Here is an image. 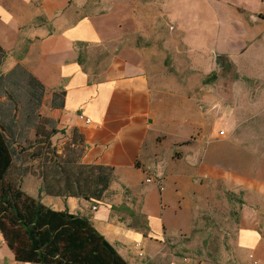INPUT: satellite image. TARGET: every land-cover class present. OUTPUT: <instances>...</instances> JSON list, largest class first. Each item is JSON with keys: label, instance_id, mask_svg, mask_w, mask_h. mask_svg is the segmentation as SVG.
I'll use <instances>...</instances> for the list:
<instances>
[{"label": "crops", "instance_id": "obj_1", "mask_svg": "<svg viewBox=\"0 0 264 264\" xmlns=\"http://www.w3.org/2000/svg\"><path fill=\"white\" fill-rule=\"evenodd\" d=\"M239 1L0 0L8 70L20 64L46 87L53 126L82 138L81 164L115 174L103 201L95 203L40 192L43 179L31 174L23 192L53 210L88 218L134 264L140 253L154 254L159 240L187 230L194 202L202 204L199 180L233 184L235 177L248 194L264 188V168L240 170L234 161L232 171H222L207 149L194 153L190 145H176L204 126L174 114L175 98L188 95L182 85L168 84L176 81V54L188 65L195 54L212 51L215 62L226 57L237 73L264 80V0L257 9ZM193 63L205 71L203 62ZM169 132L173 136L160 140ZM176 151L184 157L176 160ZM241 218L236 249L264 264V215L248 206ZM0 264L33 263L17 261L0 233Z\"/></svg>", "mask_w": 264, "mask_h": 264}, {"label": "rangeland", "instance_id": "obj_2", "mask_svg": "<svg viewBox=\"0 0 264 264\" xmlns=\"http://www.w3.org/2000/svg\"><path fill=\"white\" fill-rule=\"evenodd\" d=\"M243 3L249 8L257 9L260 0H245ZM207 14L203 13L204 18H201L210 24L214 18ZM191 20L195 21V19ZM196 45L199 46L197 43L192 44V46ZM191 58L190 64H182V58L176 54L174 60L176 64L172 69L176 81L168 84L182 85L188 94L175 98L173 103L176 117L181 116L192 124L200 120L204 122V126L201 127V131L193 127L185 136L186 140L176 145H190L194 147V153H197L200 147L201 150L207 149L211 153L208 160L214 162L222 171H232L230 163L234 161L239 164L240 170L254 167L262 171L264 168V80L242 76L233 66L226 70L217 68L216 64L215 66L213 64L215 56L212 51L208 56H200L197 53ZM195 59L205 64V71L201 69L202 66L193 63ZM97 67L94 66L92 69ZM10 71L5 60L0 74H7ZM163 72L165 73V70ZM213 73L217 74V79L210 82ZM9 90L13 93L15 88L11 87ZM23 91L15 92L14 95H20ZM23 100H18L16 108L12 100L5 96L0 98V119L6 123L10 116L16 114L19 118L16 121L21 123L17 137L21 145L20 152L15 157L16 166L37 174L55 160L62 166H71L73 161L78 160L80 151L78 146L70 143L73 136L70 137L66 129L53 126L50 117L52 112L46 101V95L40 107L28 117H23L24 110L28 111L32 105L35 107L37 102L24 104ZM40 118L47 120L48 130H57L50 139L47 137L48 133L36 139ZM221 131H224L225 135H220ZM169 135L173 136L172 132L168 135L161 134L159 138L166 140ZM198 136L203 139L201 144L196 143ZM216 137H219L218 141L213 140ZM38 153H41V157L40 155L38 157ZM174 156L176 160L184 157L181 151H176ZM248 157H251L250 160ZM46 158L48 161L44 164ZM230 179H233V184H228L224 178L216 183L199 180L203 196L202 204L198 200L194 202V210L189 217L190 225L187 230L159 240L160 244L154 248V254L151 256L139 254L134 264H252L253 260L250 259L249 254L245 255L237 251L235 241L241 215L246 207L250 206L264 215V188L255 186L248 194L244 189V182L236 184L235 177ZM141 228L145 230L146 224H142Z\"/></svg>", "mask_w": 264, "mask_h": 264}, {"label": "trees", "instance_id": "obj_3", "mask_svg": "<svg viewBox=\"0 0 264 264\" xmlns=\"http://www.w3.org/2000/svg\"><path fill=\"white\" fill-rule=\"evenodd\" d=\"M7 52L0 46V69L7 59ZM217 68L227 69L233 65L226 57L218 56ZM213 73L209 81H215ZM208 81V80H207ZM15 88L12 93L9 88ZM25 90V91H23ZM20 95L15 92H21ZM46 95V87L20 64L7 74H0V98L5 96L17 108L18 100L24 104L37 102V105L24 110L28 117L40 107ZM14 114L5 123L0 119V233L4 236L16 260L33 264H128L91 221L68 211H56L45 206L23 192V179L27 175H37L43 179L40 192L50 196L79 198L88 202L103 201L114 180V170L109 167L81 164L84 143L75 133L73 146H78V160L71 166H62L51 160L50 166L38 174L15 164L19 154L17 137L21 123ZM47 120L40 118L36 139L47 134L48 139L57 130L46 128ZM38 157L41 153L37 154ZM44 164L47 163V158Z\"/></svg>", "mask_w": 264, "mask_h": 264}, {"label": "built area", "instance_id": "obj_4", "mask_svg": "<svg viewBox=\"0 0 264 264\" xmlns=\"http://www.w3.org/2000/svg\"><path fill=\"white\" fill-rule=\"evenodd\" d=\"M83 118V117H82ZM87 122H90V120H86ZM220 135H225V132L224 131H221L220 132ZM148 183H150V182H152V180L150 179V178H148L147 180H146ZM140 256H143V253H140ZM250 259H252L253 261H252V264H258L257 262H255L254 261V257H253V255H250Z\"/></svg>", "mask_w": 264, "mask_h": 264}]
</instances>
